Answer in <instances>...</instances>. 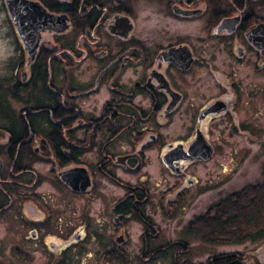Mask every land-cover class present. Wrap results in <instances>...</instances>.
Masks as SVG:
<instances>
[{"label": "flooded vegetation", "instance_id": "1", "mask_svg": "<svg viewBox=\"0 0 264 264\" xmlns=\"http://www.w3.org/2000/svg\"><path fill=\"white\" fill-rule=\"evenodd\" d=\"M0 15L13 239L44 264H264V181L200 199L237 144L264 145V0H0Z\"/></svg>", "mask_w": 264, "mask_h": 264}, {"label": "rangeland", "instance_id": "2", "mask_svg": "<svg viewBox=\"0 0 264 264\" xmlns=\"http://www.w3.org/2000/svg\"><path fill=\"white\" fill-rule=\"evenodd\" d=\"M3 17L0 15V36L5 35V31L2 29ZM4 43L0 41V59H3V55L8 52L7 48L5 52ZM0 60V66L2 64ZM238 156H237V170L231 172V175L225 177L223 172V179L221 187L217 189H207L206 194L200 199L205 207H210L220 200L228 199L230 193L234 191H240L242 189L253 188L261 185L264 181V145H249V144H237ZM223 163L227 164L226 156L223 157ZM256 185V186H255ZM229 195V196H228ZM227 196V197H226ZM263 210V207L261 208ZM201 210L200 212H202ZM198 207L194 213H198ZM229 239V238H228ZM264 242L263 239H256L252 245L243 243L238 247H257ZM36 244L23 239H13L7 228V222L0 220V264H44L43 256L40 252L36 251ZM225 246V245H224ZM230 248V246H227ZM27 250V252H23ZM47 264V263H45Z\"/></svg>", "mask_w": 264, "mask_h": 264}, {"label": "trees", "instance_id": "3", "mask_svg": "<svg viewBox=\"0 0 264 264\" xmlns=\"http://www.w3.org/2000/svg\"><path fill=\"white\" fill-rule=\"evenodd\" d=\"M259 189V186H257V187H253V188H245V189H243L242 191H241V193H239V194H243V193H247V191H257ZM261 189V188H260ZM261 201H263V196H261ZM257 222L258 221H255L254 222V224L256 225L257 224Z\"/></svg>", "mask_w": 264, "mask_h": 264}]
</instances>
